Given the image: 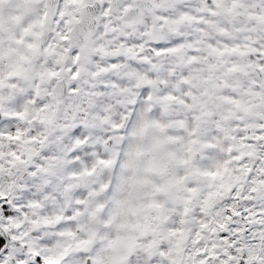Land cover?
Returning <instances> with one entry per match:
<instances>
[{"label": "snow or ice", "instance_id": "6c2138e0", "mask_svg": "<svg viewBox=\"0 0 264 264\" xmlns=\"http://www.w3.org/2000/svg\"><path fill=\"white\" fill-rule=\"evenodd\" d=\"M0 264H264V0H0Z\"/></svg>", "mask_w": 264, "mask_h": 264}]
</instances>
